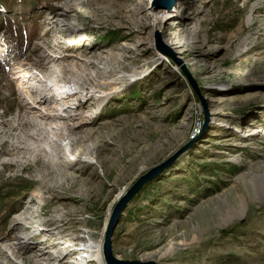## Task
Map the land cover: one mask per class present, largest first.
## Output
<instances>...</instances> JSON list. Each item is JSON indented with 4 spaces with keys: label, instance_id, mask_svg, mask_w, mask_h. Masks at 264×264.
<instances>
[{
    "label": "rangeland",
    "instance_id": "obj_1",
    "mask_svg": "<svg viewBox=\"0 0 264 264\" xmlns=\"http://www.w3.org/2000/svg\"><path fill=\"white\" fill-rule=\"evenodd\" d=\"M141 179L115 258L264 264V0H0V264H96Z\"/></svg>",
    "mask_w": 264,
    "mask_h": 264
},
{
    "label": "bare ground",
    "instance_id": "obj_2",
    "mask_svg": "<svg viewBox=\"0 0 264 264\" xmlns=\"http://www.w3.org/2000/svg\"><path fill=\"white\" fill-rule=\"evenodd\" d=\"M84 7V11H86V6H83ZM147 11V15L149 16V18L151 19V25L153 27L154 30H162L164 29V25H166V23H168L171 18H172V13L166 11V10H163V9H160V10H152V9H149L147 8L146 9ZM72 37L75 36L74 33H71L70 34ZM172 37V40H176L177 37L174 36V35H171ZM79 46L77 44H74L72 45L69 49H75V48H78ZM114 72H110L109 74L112 75ZM142 73L139 72V73H133L131 78H134L136 77L137 75H140ZM118 76V75H117ZM116 76V77H117ZM239 76H246V73L245 72H240ZM34 77L32 75H29L28 73H23L19 76V84L20 86L22 87V89L24 90V94L26 95V97L28 98V100H31L32 102H34V95H30V90L27 91V86L26 84H29V81L33 80ZM28 81V82H27ZM72 83L73 86L75 87H68V86H65L63 88V90H65L66 92H71V93H77V94H83L85 95L86 97H90L91 95L90 94H86L83 92L84 89H81L80 86H79V83L77 82V79H71L70 80ZM118 81H119V84H117V82L113 83L111 85L112 89H116V88H120L122 86H124L126 84V82H128V79L124 78V77H120L118 78ZM69 84V83H68ZM26 86V88H25ZM70 86V85H69ZM77 86V87H76ZM93 87V86H92ZM62 89V88H61ZM44 92H47V89H44L43 90ZM48 91L51 93V97L50 99H54V95L56 94V91L57 89L54 88V87H51L48 89ZM89 92V91H88ZM92 93V91H90ZM63 99V102L65 104H72V102L70 101L69 99V95H65L63 97H61ZM81 98V97H80ZM45 98H42L41 97V100H44ZM34 100V101H33ZM78 107H81L82 105V101L80 99H78ZM77 107V108H78ZM64 112V111H62ZM56 119H63L60 115L59 117L58 116H55L53 115ZM52 116V118H53ZM58 117V118H57ZM63 125V124H62ZM72 128H70L71 130ZM60 130L66 132L68 131L69 129H67L66 127H60ZM249 132H251V135L255 134L257 132V129H253V130H248ZM88 237V236H87ZM80 242V241H79ZM56 249V248H55ZM54 249V250H55ZM61 249V248H60ZM56 253H58L59 251L58 250H55ZM85 252V251H84ZM61 253L62 254H66V251L64 249H61ZM70 255V252H68L66 254V256L63 258L65 259L66 257H68ZM87 261L89 262H95L96 264H104V258H103V251H102V243L99 242V243H96V241H92L91 238L89 237L88 238V243L86 245V259Z\"/></svg>",
    "mask_w": 264,
    "mask_h": 264
},
{
    "label": "water",
    "instance_id": "obj_3",
    "mask_svg": "<svg viewBox=\"0 0 264 264\" xmlns=\"http://www.w3.org/2000/svg\"><path fill=\"white\" fill-rule=\"evenodd\" d=\"M174 2L171 5L170 9L174 6ZM176 156L174 158H176ZM174 158L172 160H174ZM172 160H170V161H172ZM163 166H166V165H163ZM163 166H161V167H163ZM161 167L159 169H162ZM148 178H151L150 175L148 177H146V179H148ZM144 181H145V179L139 180L132 187V189L129 191V193L123 199H121V201L118 203V205L115 207V209L112 213V217H111L109 224H108V229H107V233H106V237H105V243H104V247H103V253H104V258H105L106 264H157L153 261H149V262H145V263L139 262V261H122V260L115 258L113 256V253H112L113 230L117 224V221H118L121 213L123 211H125L130 200L141 189Z\"/></svg>",
    "mask_w": 264,
    "mask_h": 264
}]
</instances>
